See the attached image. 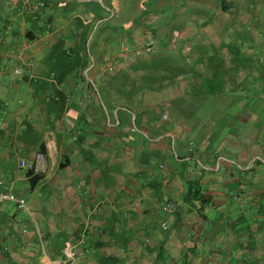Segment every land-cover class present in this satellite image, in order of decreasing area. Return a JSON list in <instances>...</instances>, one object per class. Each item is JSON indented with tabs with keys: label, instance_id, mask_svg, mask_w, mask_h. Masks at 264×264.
Here are the masks:
<instances>
[{
	"label": "crops",
	"instance_id": "obj_1",
	"mask_svg": "<svg viewBox=\"0 0 264 264\" xmlns=\"http://www.w3.org/2000/svg\"><path fill=\"white\" fill-rule=\"evenodd\" d=\"M25 3L0 0V195L26 201L0 199V264H65L46 253L61 236L80 264L264 258V87L239 91L235 108L205 109L190 99L206 70L161 72L158 84L119 74L135 61L124 45L154 42L144 58L174 54L175 64L212 65L213 79L263 80L264 0ZM30 172L42 176L34 188ZM58 195L66 217L42 245L30 217Z\"/></svg>",
	"mask_w": 264,
	"mask_h": 264
},
{
	"label": "trees",
	"instance_id": "obj_2",
	"mask_svg": "<svg viewBox=\"0 0 264 264\" xmlns=\"http://www.w3.org/2000/svg\"><path fill=\"white\" fill-rule=\"evenodd\" d=\"M146 55V54H145ZM136 58L135 61L131 64H129L125 69H122L119 71V74H122L124 77L129 79L127 76L130 74H143L142 80H145V75L151 76L149 79L153 82V84H158L159 80L157 75L161 72H169L172 73L173 76H178L182 74H189V73H200L202 70H206L211 73V76H209L204 81H198L192 83L193 88L195 91H193V94L190 99V105L196 106V105H202L205 107V109H211V108H219L222 106H225L227 108H235L236 106L240 105L245 98L238 95L239 91H253L256 89L263 90L264 87V79L261 81H257L254 77L248 78L245 80V82H228L225 81L223 78L219 79V76H215L213 79V66L207 65L203 67L198 66H184L175 64L178 57L174 54H171L169 56L161 57H150V58H144V56ZM175 62V63H174ZM201 68V69H199ZM261 71H264V67L260 66ZM260 71V72H261ZM148 80V79H147ZM146 81V80H145ZM149 85V84H148ZM147 85V86H148ZM227 86H232V89L234 92V95L232 96H225V89ZM264 92V91H263ZM237 93V95H236ZM251 100V99H250ZM185 99H177L170 102V108L173 111L172 116H180L178 114H175V111L183 104H185ZM223 116H227L226 112L221 113ZM206 115V110H203L199 113L192 112L185 115V117L195 120H200V117H204ZM228 121V117L227 120ZM31 187L34 188L37 186L38 182L42 180V176H34V173L30 172L29 174ZM258 214L264 218V200L263 204L260 205L258 209ZM264 224V220L263 223ZM264 227V225H263ZM253 236L251 235L250 239H252ZM66 240L62 239V236L57 239V241L50 243L47 247L46 253L49 256V258L52 261L56 260H67V256L64 253L65 247H66ZM256 245L255 243H250L249 249L250 254H252L255 251ZM82 252L86 253L87 248L86 245H82ZM1 251L7 255L6 250L2 247ZM249 264H264V258H260L259 261L254 262L256 259L249 257ZM70 264V263H67Z\"/></svg>",
	"mask_w": 264,
	"mask_h": 264
},
{
	"label": "built area",
	"instance_id": "obj_3",
	"mask_svg": "<svg viewBox=\"0 0 264 264\" xmlns=\"http://www.w3.org/2000/svg\"><path fill=\"white\" fill-rule=\"evenodd\" d=\"M26 6L28 8H30L31 10H39V9H42L46 6V3H45V0H26ZM154 42H148L147 44H145L142 48H139V49H131L129 46L127 45H124L123 48H122V51L124 52V54L126 56H128L130 59H136L138 57H141L147 53H151L154 49ZM17 73L21 74L22 72L21 71H17ZM165 118H167V116H165ZM33 167H31L32 169ZM0 199L1 200H4V201H10L12 203H16L18 205L19 208H26V201L24 199H21L19 198L18 196H16L15 194H3V195H0ZM168 209V212L169 213H174L175 210H176V205L173 204V203H170L167 207ZM163 228L165 230L168 229V225L167 224H163ZM39 239L42 243V245H44V238L43 236L40 234L39 235ZM67 256H68V259H67V263H70V264H75L77 262V256H76V253L74 251L71 250V248L68 250L67 252Z\"/></svg>",
	"mask_w": 264,
	"mask_h": 264
},
{
	"label": "rangeland",
	"instance_id": "obj_4",
	"mask_svg": "<svg viewBox=\"0 0 264 264\" xmlns=\"http://www.w3.org/2000/svg\"><path fill=\"white\" fill-rule=\"evenodd\" d=\"M60 199L59 205H51L50 200H46V205L42 206V211L38 213L35 211V218L30 217L31 220V226L32 228H39L38 231L40 230L41 235L43 236L45 242H46V232L49 230H52L54 228V225L52 223H57L55 220L59 222L64 221V217H66L64 208L65 205H60V204H65L62 203L65 198L62 196L64 200L61 199V196H57ZM53 201V200H52ZM46 229V230H45ZM39 245V243L37 244ZM41 248V247H40ZM68 259V256H67ZM82 263V258L80 259L79 262H76V264Z\"/></svg>",
	"mask_w": 264,
	"mask_h": 264
}]
</instances>
